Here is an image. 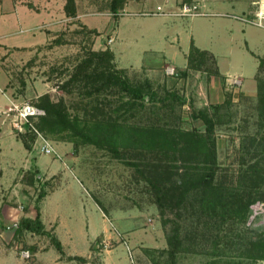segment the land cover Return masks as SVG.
Listing matches in <instances>:
<instances>
[{"label": "rangeland", "instance_id": "obj_1", "mask_svg": "<svg viewBox=\"0 0 264 264\" xmlns=\"http://www.w3.org/2000/svg\"><path fill=\"white\" fill-rule=\"evenodd\" d=\"M75 2L77 16L67 18L64 0H0V89L6 94L5 98L0 92V264H167L161 251L168 248L166 234L179 222L176 208L158 207L157 193L142 166L157 167L161 154L125 146L120 149L122 157L115 158L105 147L94 145H80L74 153L71 143L50 138H45L53 149L50 155L40 152L39 143L28 152L21 136L11 129L8 109L12 103L33 104L47 93L55 102L63 99L70 116L105 115L109 110L105 101L97 114L96 102L81 99L76 91L65 94L58 86L64 81L60 72L72 69L85 49L108 48L116 67L132 84L147 78L159 98L174 92L184 102L172 108L171 100L147 103L144 111L131 116L130 124L149 127L170 122L202 132L197 111L206 108L212 113L211 104L229 99L216 116L218 178L231 191L244 187L252 191L257 180L247 179L248 167L257 155L253 152L258 149V134L264 130V109L258 99V88L264 87V29L234 19L253 17L225 2L216 1L210 9L195 4L198 15L180 17L174 14L185 0H169V4L119 0L116 18L108 11L109 0ZM157 6L172 16L149 15ZM82 27L97 34L85 38L76 32ZM56 38L62 43L51 45ZM191 45L212 57L203 70L182 77ZM216 69L223 78L212 75ZM116 99L108 97L109 107L116 105ZM126 163L139 165L140 171ZM52 189V195L40 199ZM216 204V212L225 216L228 207L224 212L219 209L223 205ZM37 210L50 236L41 235L33 225ZM201 220L197 229L206 230L205 238L185 242L176 264H207L213 258L228 264H264L249 252L250 242L264 232V201H253L241 224L228 217L214 225L206 216ZM24 221L31 222L32 229L19 228ZM184 224L193 230L189 220ZM57 234L61 250L51 240ZM22 251H28L29 257H22ZM75 256L85 261L72 259Z\"/></svg>", "mask_w": 264, "mask_h": 264}, {"label": "trees", "instance_id": "obj_2", "mask_svg": "<svg viewBox=\"0 0 264 264\" xmlns=\"http://www.w3.org/2000/svg\"><path fill=\"white\" fill-rule=\"evenodd\" d=\"M64 1L65 17L75 18L77 16L75 0ZM185 2L183 4H189L191 0H185ZM118 3L119 0H109L107 5L113 18L119 16ZM76 32L85 38L97 34L96 30H87L84 27ZM61 43V40L56 38L52 40L51 45ZM210 56L211 54L207 51L199 50L191 45L186 55V68L181 72V76L186 77L189 71L203 70L202 67L207 61H210ZM261 66L262 63L259 68ZM212 75L223 78L218 69ZM61 76L64 77V81L58 87L63 93L73 94L76 91L81 99H91L97 105L93 107L95 112L98 111L96 110L98 105L100 106L101 102L105 101L103 104L107 105L109 110L104 112L105 115L97 112V114H101V117L98 115H92V118L70 116L63 99L55 102L47 93L40 95L31 105L45 113L38 121L33 122L36 130L44 138L71 143L74 153L77 152V147L80 145H94L98 148L105 147L115 158L122 157L120 149L125 146L142 148L152 154L156 150L158 154H161L163 159H159L156 169L144 163L142 166L148 170L149 181H147L157 193L158 207L161 210L167 205H173L176 208L175 215L179 222L174 223L175 225L166 234L168 248L161 251L167 256L165 259L167 264L177 263L178 254L185 252V242L189 240L194 242L199 236L205 238L206 230L197 229L201 219H205V216L210 219L213 225L216 222L221 223L225 217H228L234 224H241L247 219L250 204L255 200L264 201V190L262 189L264 188L262 186L264 185V130L263 133L258 134L259 150H254L253 153L257 154L256 158L248 167L251 175L247 179L252 177L253 180H257L253 190L246 191L244 187L241 190L235 188L234 191H231L223 186L218 178L220 167L217 162L215 128L219 123L216 121V116L221 108L230 103L229 99H225L222 104H211L212 113H209L206 108L197 111L196 116L204 128L202 132L196 129L184 130L175 123L171 125L170 122H165L163 125L140 127L130 124L129 120L131 116L134 117L136 113L144 111L147 103L153 106L157 102L166 103L171 100L169 106L172 108L174 105L182 106L183 99L174 92H166L164 97L159 98L152 87V82L147 78L140 84H132L125 71L116 67L113 54L108 48L104 50L85 49L82 55L77 58L72 69L65 68L60 72ZM22 86L24 88L23 83ZM225 95L228 97V94ZM111 96L117 97L114 107H109L112 102L108 100V97ZM258 96L264 109V87L258 88ZM20 136L22 146L30 152L35 144L36 135L33 132H27ZM245 151L248 153L249 149ZM126 164L135 167L136 171H140L139 165ZM34 174L36 181L40 182L41 179L37 178L39 172L35 170ZM241 175L239 174V178ZM45 195L40 194V199H44ZM228 200L232 203L226 204ZM186 201H189V209L185 205ZM217 201L223 205L224 208L219 209H223L224 212L226 206L228 207L223 217H221L222 212H216V207L219 206L216 204ZM195 204L199 208H195ZM210 213L213 214L210 215ZM187 220L194 224L193 230H191V226L184 224ZM181 222L183 224H180ZM32 223L36 225V230L41 235L50 236L43 229L38 210ZM206 224H209V221H206ZM18 227L32 229L31 222L27 221L19 224ZM217 229L219 230V228ZM254 239L250 242L249 252L255 253L256 259L264 260V232L256 235ZM51 240L57 249L61 250L59 240L55 236H51ZM213 244L215 248L218 247L216 241ZM249 255H247L248 258H251ZM72 259L80 262L85 261L79 256ZM228 263L230 262L224 263L218 258L207 262V264Z\"/></svg>", "mask_w": 264, "mask_h": 264}, {"label": "built area", "instance_id": "obj_3", "mask_svg": "<svg viewBox=\"0 0 264 264\" xmlns=\"http://www.w3.org/2000/svg\"><path fill=\"white\" fill-rule=\"evenodd\" d=\"M257 5V12L252 19L240 18L235 16L233 18L264 29V1L259 2ZM196 9L197 8L195 6L189 4H182L178 8V12L174 15L180 17L195 16L198 15L196 14ZM149 15L169 17L172 16V13L165 12L161 7L157 6L155 12H152V14L150 13ZM108 43H111V40H108ZM171 73H173V70H171ZM44 115L45 113L43 110L38 109L29 103H12L7 112V117L9 119L10 126L13 132L17 135L26 134L27 132H33L36 135L35 144L39 143L40 152L43 154L50 155L51 153H53V149L50 143L36 130L33 124V122L38 121L39 118ZM21 255L22 257L28 258L29 252L22 251Z\"/></svg>", "mask_w": 264, "mask_h": 264}, {"label": "crops", "instance_id": "obj_4", "mask_svg": "<svg viewBox=\"0 0 264 264\" xmlns=\"http://www.w3.org/2000/svg\"><path fill=\"white\" fill-rule=\"evenodd\" d=\"M199 1H201V2H199ZM199 1L194 0V5H192L193 3H191L190 5L195 6V4H196V6L199 9H201V8H203V9L204 8H209L210 9V5H212V6L215 5V2L216 1L217 2H223V3L225 2V3H230L231 4V7L235 8L240 13L247 14L248 16L254 17V15L257 12V8H256L257 3L261 2V1H264V0H199ZM195 2H197V3H195ZM240 2H243L244 4L241 5ZM165 3L169 4V0H165ZM0 92L3 93V95L5 97V95H6L5 92L2 91L1 89H0ZM39 176H41V175H39ZM45 180H48V179H45ZM54 189H52L49 192H47V194L45 195L44 199H46L50 195H52L54 193V191H55ZM43 200H42V202H43ZM57 218H58V216H56L55 218H53L51 221H56ZM60 225H61V223L59 222L58 225H57V228H56L57 231H58V228L60 227ZM57 236H58V234H57ZM57 238H58V240H59V242L61 244V241L62 240L60 239L59 236ZM66 238L70 239V233L69 232L66 235ZM61 246H62V244H61Z\"/></svg>", "mask_w": 264, "mask_h": 264}]
</instances>
